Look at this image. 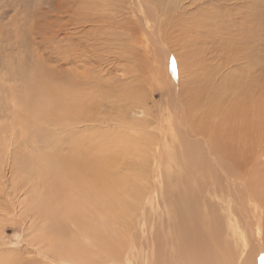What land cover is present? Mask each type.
<instances>
[{
	"label": "rangeland",
	"instance_id": "obj_1",
	"mask_svg": "<svg viewBox=\"0 0 264 264\" xmlns=\"http://www.w3.org/2000/svg\"><path fill=\"white\" fill-rule=\"evenodd\" d=\"M70 1H42L31 15L13 0L0 7L9 36L0 58L1 264H148L156 225L173 213L174 192L165 198L163 187L178 173L183 141L195 146L189 132L212 125L186 93L208 92L213 75L237 66L251 76L249 112L262 122L244 170L254 166L264 181V0H166L164 11L132 0L97 25ZM15 20L27 24L18 39ZM106 159L119 183L117 202L103 206L79 166L88 161L92 172ZM242 199H232L231 214L218 208V246L229 238L231 263L254 264L264 203Z\"/></svg>",
	"mask_w": 264,
	"mask_h": 264
},
{
	"label": "bare ground",
	"instance_id": "obj_2",
	"mask_svg": "<svg viewBox=\"0 0 264 264\" xmlns=\"http://www.w3.org/2000/svg\"><path fill=\"white\" fill-rule=\"evenodd\" d=\"M4 1L5 0H0V7H3L2 3ZM42 1L47 3L50 2V0H13V6L15 9L22 11L25 15H31L34 11L33 5H39ZM117 1L118 0H71L69 7L75 8V13L83 17L84 22L87 21L97 25L104 21V15L106 12L111 11L114 5L124 6L130 9L132 0ZM145 2L148 5L150 4L153 9H163L162 11L171 7H168L166 0H145ZM21 25L19 24L15 32L12 33L13 38L18 39L24 33L22 31L23 27L20 28ZM7 26L8 25H6V27ZM31 26L32 24L29 20L27 31H29V29L31 30ZM5 39H9L8 32L0 25V58L4 56L3 44ZM24 39L25 40L20 41H23L25 46L30 45L28 42L30 43L33 41L32 38H29L30 41L27 40L28 42L26 38ZM23 42L20 43L23 44ZM26 51L24 50L22 52L25 53ZM24 56L26 55L22 53L17 55V57L21 58ZM225 57L226 56H224L223 60H226ZM224 65L225 62L223 61V65H218L219 67H216L214 72L219 73L220 69L226 67V65L225 67ZM179 69L183 70V68ZM189 71L191 70L189 69ZM224 75L225 76H222L219 73L215 76L216 78H214L213 75V78L209 80V84L207 83V85L211 86V88H208L210 90V92L208 90V97H206L207 91L204 93L202 88L195 89L193 87L188 94L186 93L189 99V106H206L205 113L207 115L211 113L208 120H211L212 125H210L211 127L209 128H202L203 125H201L195 132H189L192 137L195 138V146H193V144L187 145L188 143L183 141V154L178 173L176 176L174 175L175 178L172 177L171 173L163 187L165 198L169 192H174L175 205L172 209L173 213L169 218L156 225V231L151 239L153 246L148 257V264H232L231 253H233V251L229 238L227 239V248L226 244H224L223 247L218 246L219 242L224 239L221 235L223 226L218 214V208L224 207V209L231 214L230 202L234 197L241 200L245 198L246 201H255L257 199L256 201L261 200L264 203V181L262 180V176H260V178L255 177L257 174L260 175V173H258V171L255 172L254 166L249 170H244L243 163L244 159H248L246 156L250 155L254 157L258 144V140L254 143V137L258 135L256 130L262 125L260 119L255 115L252 116L249 112L250 107L256 103L252 98V93L253 91L255 92L252 79L250 78L251 76H248L246 73L244 66H237L231 73H224ZM192 86L193 85H190L188 88ZM179 88L182 89L181 95L179 93L181 100L185 106H187L182 98V94L186 89ZM186 127H188V125ZM211 128L216 129L212 131ZM112 151L118 153L116 148ZM112 158L114 161L115 158ZM250 161L252 162L254 159H250ZM87 162H82V166H79L81 162L76 163L79 166V172L92 175V178H90L91 181L89 182L90 184L84 185L83 182L80 184L85 187L88 186V190H94L96 196L100 199L99 203L103 206H107V203L112 204L115 201L117 202L116 191L118 189L119 180L117 181L116 178L112 180L111 174L108 172L110 167L109 162H111V160L106 159L104 162L100 163L101 165H99V167L101 168H96L97 170L92 172L91 170H93V167L89 166ZM71 163L73 162L70 161L69 164ZM105 165L106 168L104 167ZM205 165H207V167L202 169ZM128 168H130V166H128ZM100 169H102L101 172ZM262 172L264 173V167ZM170 179H174V181ZM90 186L93 188H90ZM235 201L237 202V199ZM252 210L254 211V209ZM263 213L264 212H262V214ZM261 226L262 224L260 223V228ZM261 233H263L264 237V230H262ZM100 237L102 238V236ZM263 237H261L263 240L262 246L259 248L260 254L257 256L254 264H260V256L262 254L264 255ZM105 239H107V237ZM243 240L245 241L244 237ZM93 246L95 247V245ZM102 261L104 263L105 260L102 259ZM111 261H113V259ZM1 262L0 260V264ZM86 264L102 263L97 259H92L87 261ZM246 264H248V262H246Z\"/></svg>",
	"mask_w": 264,
	"mask_h": 264
}]
</instances>
